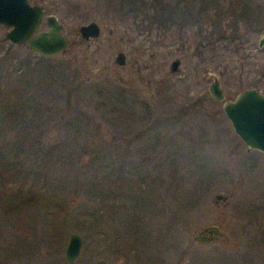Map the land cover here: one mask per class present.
I'll use <instances>...</instances> for the list:
<instances>
[{
  "label": "rangeland",
  "instance_id": "obj_1",
  "mask_svg": "<svg viewBox=\"0 0 264 264\" xmlns=\"http://www.w3.org/2000/svg\"><path fill=\"white\" fill-rule=\"evenodd\" d=\"M29 2L43 8L38 31L46 30L44 19L54 15L69 44L64 53L40 56L25 45L9 44L3 38L7 27L0 25V81L6 72H14L18 86L25 87L31 98L20 97L28 109L18 116V129L12 130L13 121L6 115L14 109L13 99L0 94V202L13 207L4 208L5 219V213L13 215L23 207L19 198L27 200L38 188L49 187L65 205L68 220L53 254L47 248V235L53 229L46 230L37 221L35 232L48 231L46 241L32 238L20 246L11 242L9 263L66 264L64 248L71 232L82 239L74 264H163L164 260L178 264L183 250L185 264L225 263L229 249L213 247L227 241L233 242L237 256L243 252L250 258H264V158L246 151L224 117L221 103L207 92L210 70L217 75L225 98L240 90L237 83H225L229 72L238 71L228 51L238 41L230 44L226 37L246 34L243 42L254 48L256 33L264 30V0H162L148 10L152 23L148 27V22L139 26L126 21L124 16L136 5L133 1L131 5L123 0ZM90 21L100 26L99 36L84 41L77 28ZM183 22L184 30L177 37L175 27ZM233 23L238 24L236 31ZM217 30L221 38L215 36ZM210 37L217 38L215 62ZM199 41L207 45L200 58L194 52ZM118 51L125 55L120 66L113 61ZM178 57L180 71L170 73L168 66ZM67 67L74 72L73 84L61 77ZM70 85L76 89L68 101ZM103 88V95L98 94ZM39 105L58 110V114L55 109L51 112L52 122L42 124L31 114L32 107ZM77 111L89 116L85 141L82 124L74 132H64L58 125ZM76 132L79 146L73 147L74 152L61 148L55 154L69 156L61 171L55 158L45 170L47 175L35 178L36 183L32 174L39 171L41 152H33L26 138L41 135L44 151ZM90 151L105 166L96 175L89 168ZM111 163L131 172L138 169L137 184L124 182L117 171L110 173ZM76 180L81 182L79 193ZM215 193L225 200L214 202ZM82 207L99 216L78 217L75 211ZM21 213L8 226L11 238L17 240L25 220L35 217L31 207ZM209 224L220 226L221 237L205 245L195 241L196 231ZM246 229L255 234L251 242L244 235Z\"/></svg>",
  "mask_w": 264,
  "mask_h": 264
},
{
  "label": "trees",
  "instance_id": "obj_2",
  "mask_svg": "<svg viewBox=\"0 0 264 264\" xmlns=\"http://www.w3.org/2000/svg\"><path fill=\"white\" fill-rule=\"evenodd\" d=\"M123 1L126 2V4H128V5H131L132 1L134 3H136V5L134 7L130 8L129 11L131 13H129V14L126 13V16H124L126 18V21H128V22L131 21L132 25L138 24L139 26H143L145 23L148 22V24L146 25L148 27V26H151V24H152L150 22L151 17H149L147 14L148 10L152 9V8L155 9V7L157 5H159L162 0H123ZM123 15H125V14H123ZM12 74H10L9 72H6L5 73L6 77L4 78L3 81L2 80L0 81V94H1V96L2 95L3 96L4 95L5 96L10 95L11 99H13L12 105L14 106V109L10 110L9 114L6 115V117H8L7 120L10 123L13 121V124L9 125V126L13 127L12 130H16V129H18V125L20 124L19 122H17V118H19L18 116L21 113L24 114L25 110H26L25 113H27V109H28L27 108L28 104L26 107H24L23 101H22L23 99L21 100L20 97H22V94H24V95H26L25 98L27 100H29L31 98H30V96H28L26 94L25 87L23 89L22 86L21 87L18 86L19 81L15 77H13ZM61 77L64 78V79L62 78L63 80H68L66 84H69V83L73 84L72 82L74 81V72H72V70L68 67L66 68V71L63 68L62 73H61ZM69 78H70V80H69ZM67 89H68L67 91L71 90L69 92V97H68V101H69V98L71 97L72 92L74 93V90L76 88H74L73 85H70ZM97 93L100 95H103L104 88L102 89L101 93L98 91H97ZM19 100L22 101V102H20V103H22L21 105L19 103ZM18 107H20L21 110H19ZM32 108H33V110H31L32 111L31 114H34V116L37 117V120L39 119V121H40V119H41L40 122L42 124L48 123L47 122L48 120H50V121L52 120L51 118H49V116H51V112L55 109V107H54V109H52L53 107L45 109L41 106L40 107L36 106V107H32ZM45 110H47V111L50 110V112H46V114H44L43 111H45ZM117 110H118V108H117ZM57 111H58L57 109L54 110L55 114H58V113H56ZM42 116H46L47 119L44 120L42 118ZM6 117L4 116L5 120H6ZM88 118H89V116L87 113L85 115L82 114L80 116V112L77 111L76 114H74V116H71L70 118H68L64 121H59L58 125H60L59 127L63 128L64 132H67V131L70 132V129L74 132L76 130H79V128H78L79 124H82L81 128H83V130H81L82 131L81 134H82V137H84L83 140L85 141V135H86L87 131L84 128H85V122L88 121ZM4 119H3V123L6 122ZM58 120H61V118H58ZM1 132H2V128H1L0 133ZM78 135L79 134H77V132H76L75 135L73 134L70 136L63 137V138H65V140L62 139L61 142L53 143V145L50 144L47 148L42 149L44 151H41V148H42L41 135L34 136L35 139H33L34 137H32V138L30 137L31 139L26 138V140L29 142V144H31L33 152H41V155L39 154V158H38L39 171L32 174L33 175L32 178L35 182H36V179H39L43 175L44 176L47 175L45 170H47L49 168L47 166L54 164L53 161L55 158H57L55 161L56 165L58 166V169H60L59 171H61V168L64 166L66 161H68L69 156L59 158L55 154H58L57 151L60 150L61 148H69V150L72 149L71 151L74 152L73 147L79 146V143H77L76 138H75V137H79ZM19 144H20V142H19ZM81 147L84 150V148H85L84 143L82 144ZM19 148H18V151H19ZM91 153H92V155L89 158V168H90V170H93L94 172H92V173H94L96 175V173L102 172L101 168L103 169L105 166L102 164V161H101L102 158L96 156V154L93 151H90L89 154H91ZM37 154L38 153H36L34 155H37ZM70 154H71V152H70ZM61 164L63 166H61ZM119 166L120 165L114 166V163H111L110 173L117 171L116 176L121 177L124 182L128 183V182H131V180H132L133 184H137V182L139 180V177H138L139 171L137 172L138 169L135 172L134 171L131 172L129 170H124ZM40 167H41V169H40ZM75 182L77 183L76 186H74L75 191L77 193H79V189H80L79 185L81 184V182L77 181V180ZM44 183H46V182L44 181ZM67 184H69V182H67ZM70 184L68 186H70ZM92 186L94 188H96L97 184H94ZM56 187L58 188L59 186H56ZM59 188H61V187H59ZM48 189H49V187H44L43 189L38 188V190H36V193L30 194V197L27 200L19 198V200H20L19 205L22 204L23 207L21 209L20 208L18 209V204H17L18 210L16 211V213L13 215H10V213H5L6 214L5 219L3 217L4 208L6 207L7 210H10V209H13V207H12V205H10V207H9V204L7 202L6 203L0 202V264H10L8 259L10 256V253H9L10 248H11V246L13 247L12 244H18L20 246L23 241L26 240L25 241V243H26L28 241V239H32V238H34L32 240L33 242H34V240L36 242H38L40 240L46 241V235H44V234H46V232H48V231H46L47 229H49V230L53 229L50 231L51 235L50 234L47 235L48 237H50L49 238V244L50 245L47 247L49 250H51L50 253L53 254L59 248V244L61 242L60 239H61L62 234L66 228L65 223L68 220V218H67L68 212L66 211V207L62 203L60 198L53 196L51 194V190L50 189L48 190ZM19 193H22V192H19ZM100 197H101V195H100ZM29 207H31V212H32L31 216L33 214H35V217L32 219V221H30V220L27 221L24 219L25 218L24 217L23 218L25 220V222L23 223L24 227L21 226V227H23V230L21 228V231H20V232H22V234L19 233V235L17 237L19 239L17 240L15 238H11V234L9 232L10 229L8 228L9 224H12L16 220V218L18 216H20V214H22L21 213L22 210L24 212H26ZM75 213L78 217L83 218V219L86 218L87 216L94 218V219L99 216L97 214V212L87 211L84 207L77 209V211H75ZM37 221L42 223L43 228L46 229L45 233L42 235H40L39 233L37 234L35 232L36 229L38 228L37 227ZM19 224H20V222H19ZM33 226H34V229H33ZM28 235H31V236H28ZM14 239H15V241H12ZM11 242H12V244H11ZM43 245L47 246L46 242Z\"/></svg>",
  "mask_w": 264,
  "mask_h": 264
},
{
  "label": "water",
  "instance_id": "obj_3",
  "mask_svg": "<svg viewBox=\"0 0 264 264\" xmlns=\"http://www.w3.org/2000/svg\"><path fill=\"white\" fill-rule=\"evenodd\" d=\"M42 7L38 4H29L28 0H0V25L7 27L3 38L11 45H25L29 50L44 57H52L64 53L68 47L67 38L61 33L62 25L54 15L44 19L46 30L36 32L42 22ZM100 26L93 22L81 24L77 28L79 36L85 40L96 39L99 36ZM259 49L264 45V32L256 37ZM113 61L117 65L125 63V55L118 51ZM179 60L173 59L168 68L170 72L179 71ZM208 91L215 101H221V110L228 120L233 134L245 146L246 151L257 150L264 153V98L255 89L239 91L235 97L225 99L223 91L215 77L209 84ZM1 123V112H0ZM214 202L225 200L220 193L213 196ZM212 229L213 235L218 234V227L211 226L197 231V235ZM195 240H200L197 236ZM82 247L81 237L71 232L68 235L64 248L66 264H74Z\"/></svg>",
  "mask_w": 264,
  "mask_h": 264
},
{
  "label": "flooded vegetation",
  "instance_id": "obj_4",
  "mask_svg": "<svg viewBox=\"0 0 264 264\" xmlns=\"http://www.w3.org/2000/svg\"><path fill=\"white\" fill-rule=\"evenodd\" d=\"M28 2H29V0H28ZM29 4H31V3L29 2ZM33 4H35V3H33ZM42 10H43V8H42ZM235 15L236 14H233V16H235ZM42 18H43V14H42ZM170 26H171V24L169 23L168 26H167V30L168 31H169V29H171ZM184 26H185V24L183 22V24L180 23L179 26L175 27V31H174L175 33L174 34L177 35V37L181 36L182 30H184L183 29ZM231 27L236 31L237 28H238V24H236V23L234 24L233 23L231 25ZM38 29H37V32H38ZM261 32H264V30L258 31L256 33V37ZM214 33H215V36L217 38L218 37L221 38V35H220L218 30L216 32H214ZM195 35H199V33L197 32V33H195ZM173 36L174 35L171 32L170 33V37H173ZM239 36L240 35H230L229 37H226L228 39V43H230V44H231V41H234V40L238 41V43L236 45H234V46H232V47H230L228 49V51L229 50L231 51V55H232V56L230 55L229 58L233 62V65H238V67H237L238 71L236 73L229 72L228 75L226 76L225 83L226 82H227V84L230 83L232 86L233 85L235 86V83H237L238 87L240 88V90H238V92L241 91V90H244V89H255L264 98V45L262 46L261 49H259L257 47L256 37H255V43H254L255 47L251 48V44L250 43L247 44V43L243 42L244 39L247 41V38H245L246 34L242 35L243 38L239 37ZM216 37H212V38L210 37L211 40L209 41L211 43L210 48L213 49L212 50L213 53L211 54V59H212L211 61H214V62L218 58V56H217L218 54L215 51L217 45L213 44V43H216L215 41H217ZM81 39L85 41V39H83V38H81ZM90 40H95V39H90ZM183 45H182V48H184ZM206 46L207 45L201 44V41H199L198 44L195 43V51H194L195 55H198L197 57L200 58L201 54L203 53L202 51H203V49ZM233 55H238L240 57V60L234 58ZM175 59L179 60L178 67H179V71H180V58L178 57V58H175ZM178 72H173V73H178ZM170 73H172V72H170ZM207 74L210 76L211 81H212V78L215 77L217 79L218 83H219V86L221 87V83H220L217 75H215L211 70L208 71ZM235 79H236V81H235ZM208 87H209V85H208ZM208 87H207V92L209 94ZM221 89H222V87H221ZM235 95H234V97H235ZM209 96H210V94H209ZM233 98H231L230 100H232ZM225 99H228V98H225ZM216 102L222 103L221 101H216ZM220 108H221V105H220ZM260 110H261L262 114L264 115V107L261 108ZM252 151L258 152L264 158V153L263 152H260V151H257V150H252ZM211 226H217L218 227V234L217 235H213L212 229H209V231H204V232L200 233L199 235L195 234V236H197L200 240H197V239L195 240V238H193V239L195 241L199 242V243L204 244V245L216 242L221 237V231H220V226L219 225H215V224H211L210 225L209 224V225H207V226H205V227H203L201 229L208 228V227H211ZM250 231L248 229H246V231H244V235H247L248 236V237H246L247 240L251 242V241L254 240L252 238L255 237L254 236L255 234L252 235ZM196 233H197V231H196ZM256 234L260 235V234H263V232H258ZM248 241H246V242L248 243ZM218 245H219V247L216 245L213 248H217L219 250H221V249H229V256H226V257H228L227 261L225 263H222V262L212 263V261H210V262H208L206 264H264V258H262V259L250 258L247 254L244 255L243 252L240 254L241 256H237V254L235 253L237 251H235V247H234L232 241L231 242H228V241L227 242H220V244H218ZM183 255H185V250L182 251L181 258L178 260V262L180 264H185V262H186V259L182 257ZM222 259H224V258H222ZM191 262H192V259H191ZM163 264H170V263L168 261L164 260ZM193 264H200V262L199 263H193Z\"/></svg>",
  "mask_w": 264,
  "mask_h": 264
}]
</instances>
